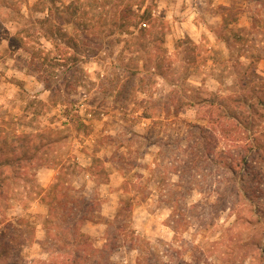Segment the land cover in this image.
I'll return each instance as SVG.
<instances>
[{"label":"rangeland","instance_id":"rangeland-1","mask_svg":"<svg viewBox=\"0 0 264 264\" xmlns=\"http://www.w3.org/2000/svg\"><path fill=\"white\" fill-rule=\"evenodd\" d=\"M17 1L0 0V147L39 159L0 167L10 264L60 258L73 223L81 264H264V0H61L51 28Z\"/></svg>","mask_w":264,"mask_h":264},{"label":"trees","instance_id":"trees-1","mask_svg":"<svg viewBox=\"0 0 264 264\" xmlns=\"http://www.w3.org/2000/svg\"><path fill=\"white\" fill-rule=\"evenodd\" d=\"M18 5V12L17 14L22 16V7L23 6H28V0H18L17 1ZM59 3V4H58ZM61 0H38L35 4L34 7H42L43 9L40 12H46L47 17L43 18V19H38V23L41 25H45L46 27H55L57 25H60V23L63 25V22H60L58 20V18H55V14L57 13H65L66 10H68L70 7V5H62L61 4ZM23 17V16H22ZM13 18H8L7 21H12ZM31 21V17L26 19V22H30ZM71 20L68 22L70 23ZM29 24H36V21H31ZM24 27V26H23ZM44 29V28H43ZM26 29H20L18 30L14 35H13V39L14 41L19 44L20 47H27V45L29 44V42H27V40H25V38H28L26 36H24ZM62 31V30H61ZM44 39L47 41H51V39H53V36H46L43 35ZM52 44L58 49L56 50V52L54 53V55H56L57 57H55L54 59H57L58 61H61L62 57L63 60H68L69 56L68 55V50L67 48H64V46H62L63 44H59L56 42H52ZM66 46V45H65ZM71 57V56H70ZM45 87L51 91L52 93V98L55 97V93H57L59 90H56L55 85H52L49 82H44ZM65 102H60L59 104H64ZM74 104V103H73ZM64 106L66 107V104H64ZM73 107V106H72ZM65 116L67 118V120L72 123V124H80V122H77V116L78 114L76 112H74L71 108L66 107V109L64 110ZM18 137H24L23 135H17ZM17 136H13V137H17ZM33 137V136H32ZM9 137L4 138L5 142L7 143V139ZM1 144V141H0ZM5 145V143H2V145ZM3 145V146H4ZM1 146V145H0ZM35 151V150H34ZM33 151V153H34ZM15 152V151H14ZM38 152H36V154H30L29 151L27 152H23L20 154H9L6 152L5 148H1L0 147V167L4 166L5 164H14V166L16 168L19 169H23L25 168L26 165H30L33 166L35 161L39 158L38 157ZM0 175H3V172L0 171ZM5 196V190L3 188V185L0 184V200ZM3 211L0 209V224L2 223V217L5 218V214L2 213ZM50 214H52V212H50ZM52 217V215H50ZM51 222V221H49ZM77 223V222H76ZM73 225V226H72ZM15 231V229L13 230ZM63 236H70V242L71 243H65L66 246L71 245L72 249H70L69 251H66L64 254H59L61 256H59L60 258H55V257H51L48 260V264H81V262L84 260V258H82V256L77 253V250H74L73 245L79 243L83 248L85 247H93V245H91L89 243V237L86 236L85 234H81L80 230L78 229V227L76 226V224H71V227L68 226L65 228V231L62 229V235L60 234V238L63 239ZM69 241V240H68ZM12 242L13 239H0V262H4V264H10L8 258L11 257L12 255ZM95 252L97 250H94Z\"/></svg>","mask_w":264,"mask_h":264}]
</instances>
